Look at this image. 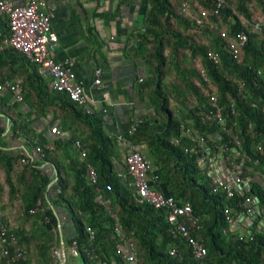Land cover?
Listing matches in <instances>:
<instances>
[{"label": "trees", "instance_id": "obj_1", "mask_svg": "<svg viewBox=\"0 0 264 264\" xmlns=\"http://www.w3.org/2000/svg\"><path fill=\"white\" fill-rule=\"evenodd\" d=\"M184 1L144 2L131 49L147 67L137 94L150 102L153 116L142 117L133 130L129 124L120 137L128 146L147 148L144 158L158 169L155 190L164 184L177 202L191 205L200 224L195 237L206 255L193 257L187 242L174 236L164 209L136 201L131 178L116 169L118 137L105 132L99 115L53 90L39 66L9 47L7 26L0 41V82L17 81L24 104L11 92L0 93V227L10 228L24 253L11 262L1 255L0 242V264H52L51 250L61 242L65 262L67 254L76 258L68 251L75 242L80 264H91L90 250L103 264H132L121 249L125 237L132 239L140 264H264V230L256 227L260 219L253 208V229L242 235L229 231L230 217L244 209L246 198L257 210L264 207V0H223L217 15L211 13L215 0H189L186 10ZM199 7L207 18L196 24L190 15L199 16ZM256 10L262 22L256 21ZM238 33L246 34L247 41L234 59L229 44ZM209 52L217 55L216 62L208 59ZM200 71L216 88L222 124L209 116V90ZM48 116L59 122L65 136L48 137L34 129L38 119ZM201 156L225 160L243 179L232 183L233 197L213 191L217 181L200 163ZM87 166L96 172L95 184ZM57 209L73 227L69 236L63 234ZM115 224L121 226L119 234Z\"/></svg>", "mask_w": 264, "mask_h": 264}, {"label": "crops", "instance_id": "obj_2", "mask_svg": "<svg viewBox=\"0 0 264 264\" xmlns=\"http://www.w3.org/2000/svg\"><path fill=\"white\" fill-rule=\"evenodd\" d=\"M3 1L23 5L27 0ZM144 2L145 0H128L126 3L118 4V0H46L44 7L45 10L52 9L51 25L58 39L52 58L56 63L69 68L74 74V80L82 85L85 95V104L82 107L102 118L105 132L109 136L118 137L120 164H116V169L122 172L125 171V157L130 151H137L143 156L148 155L144 145L131 147L121 141L120 137L129 124L133 130L132 126H135L142 117L153 116L150 102L140 101L137 94L138 83L147 76V67L131 49L134 46L133 31L141 25ZM7 26V17L0 14V41ZM96 69L101 70L98 85L94 84ZM40 70L49 78L45 69L40 67ZM22 102L23 98L18 103ZM53 128H57L60 135L64 132L59 122L52 121L50 116L38 119L34 126L37 132H42L48 137L55 136ZM65 134L67 133H63L64 136ZM11 143L13 147L19 144ZM149 163L151 164L149 180L153 188L158 169L150 161ZM204 165L214 181L227 182L231 185L234 182L231 165L229 166L225 160L214 156L208 158ZM43 170L51 172L46 166ZM54 181L55 179L51 184ZM160 188L163 194L171 195L164 184H161ZM252 208L260 219L256 227H263L261 209L257 210L252 202L246 204L240 212L232 214L229 219V231L234 235H242L253 229L250 220L253 215ZM57 211L64 222L63 234L71 235L73 227L67 215L62 209ZM121 249L128 252L125 244Z\"/></svg>", "mask_w": 264, "mask_h": 264}, {"label": "built area", "instance_id": "obj_3", "mask_svg": "<svg viewBox=\"0 0 264 264\" xmlns=\"http://www.w3.org/2000/svg\"><path fill=\"white\" fill-rule=\"evenodd\" d=\"M45 1L46 0H27L23 5H14L10 2L0 0V14L7 17L9 28L8 37L4 41L9 47L21 53L27 61L45 69L50 78V85L53 90L64 93L70 101L77 105L84 106L85 95L82 85L74 80V74L69 68L56 63L52 58L58 39L56 33L52 30V9H44ZM188 3L189 0L183 2V10H186ZM222 4L223 0H215L211 13L217 15ZM198 11L199 16H190L194 19L196 24H201L207 18V12L201 7L198 8ZM220 37L224 38L225 33L221 32ZM246 41V34L238 33L236 35L235 41L229 44V51L232 58H238L239 50L244 46ZM207 57L213 62L217 61V55L215 53L209 52ZM100 74L101 70L96 69L94 79L95 85L100 83ZM200 78L202 80V85L209 90V116L217 123L222 124V108L217 101L216 88L210 83L205 72L200 71ZM3 90L13 93L16 102L22 101V89L18 83L3 80L0 82V92ZM86 111L88 112V110ZM132 129H134V126H132ZM52 132L56 135L59 134L57 128H53ZM75 146L80 148L78 141L75 142ZM185 151H187V149ZM194 153H197V150H194ZM84 154L85 152L81 150V156H84ZM199 161L201 164H206L208 158L206 159L204 156H201ZM22 163H27V160L23 159ZM124 166L126 175L132 180V186L136 192V201L150 204L156 209H164L166 211V220L168 224L174 227V236H180L187 242L194 258H203L206 255V249L203 243L195 237V234L200 229L199 218L193 214L191 205L189 203H179L172 195H165L150 186L149 173L151 172V164L139 152L130 151L125 157ZM233 167H238V165H234ZM231 170L233 172V181L236 184L243 183V179L236 175L233 169ZM87 176L91 183H96V172L90 166H87ZM118 176L124 177V175L121 174H118ZM217 190L223 191L228 198L233 197L232 185L227 182L218 181L213 188V191ZM104 203L108 205L107 200H104ZM245 203L251 204L252 200L246 198ZM224 214L229 218L230 210L226 209ZM260 215L263 225L262 229L264 230V207L261 209ZM86 231L89 233V240L91 241L93 239V233L88 227ZM114 231L119 234L121 232V226L115 224ZM0 242L4 245V247L1 248V255L3 257L9 259L11 262L23 258L24 251L16 246L15 236L6 225L0 227ZM124 244L128 251L124 258L132 264H140L135 255L132 239L130 237H125ZM62 246L63 243L61 242L59 247L52 248V264H64L65 260L63 259ZM10 247L13 248L12 252L9 250ZM68 251L71 256H78L75 242L69 246ZM119 251L120 248L117 252L119 253ZM86 254L91 264L104 263L94 254L93 250L87 251ZM170 254L176 255L177 251L171 250Z\"/></svg>", "mask_w": 264, "mask_h": 264}, {"label": "rangeland", "instance_id": "obj_4", "mask_svg": "<svg viewBox=\"0 0 264 264\" xmlns=\"http://www.w3.org/2000/svg\"><path fill=\"white\" fill-rule=\"evenodd\" d=\"M254 16H255L256 21L262 22L263 16H262V14L259 13L258 10H256L254 12ZM200 181H202V180H200ZM80 263H81V260L79 257L72 258L69 256V254H67L66 262L64 264H80Z\"/></svg>", "mask_w": 264, "mask_h": 264}, {"label": "water", "instance_id": "obj_5", "mask_svg": "<svg viewBox=\"0 0 264 264\" xmlns=\"http://www.w3.org/2000/svg\"><path fill=\"white\" fill-rule=\"evenodd\" d=\"M7 130H8V127L6 128L5 132H7ZM62 254H63V259L65 260V250H64L63 246H62ZM61 264H63V263H61Z\"/></svg>", "mask_w": 264, "mask_h": 264}]
</instances>
